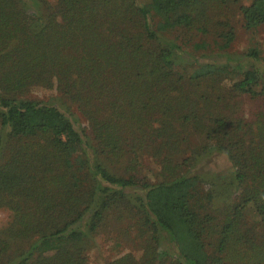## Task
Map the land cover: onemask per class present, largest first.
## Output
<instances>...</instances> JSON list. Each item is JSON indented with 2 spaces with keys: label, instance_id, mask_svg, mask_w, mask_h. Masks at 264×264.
Returning <instances> with one entry per match:
<instances>
[{
  "label": "trees",
  "instance_id": "obj_1",
  "mask_svg": "<svg viewBox=\"0 0 264 264\" xmlns=\"http://www.w3.org/2000/svg\"><path fill=\"white\" fill-rule=\"evenodd\" d=\"M237 2L0 0V208L12 214L0 264H87L93 236L121 205L147 241L137 261L106 264H264V228L248 222L264 224V122L245 139L215 116L202 84L225 76L235 92L264 98L260 51L230 53L236 35L218 18ZM241 13L249 29L264 25V0ZM190 33L210 40L178 41ZM187 130L216 140L207 150L228 156V174H179ZM148 138L161 140L165 180L118 177L100 162L143 152ZM215 182L238 200L224 213L211 209Z\"/></svg>",
  "mask_w": 264,
  "mask_h": 264
},
{
  "label": "rangeland",
  "instance_id": "obj_2",
  "mask_svg": "<svg viewBox=\"0 0 264 264\" xmlns=\"http://www.w3.org/2000/svg\"><path fill=\"white\" fill-rule=\"evenodd\" d=\"M141 3L148 2L149 0H139ZM253 0H238L237 3L230 5L228 8L219 13V17H224V20L228 24L229 28L235 33L236 38L231 44L228 51L232 54H245L253 49L260 51L261 57L264 59V25L249 29L245 25L243 15L241 13L242 6H249ZM34 15V13H30ZM159 19L156 18V21ZM220 30L228 29L224 25H221ZM174 35V34H173ZM169 35L168 37H172ZM179 36V42L191 43L199 42L201 39L210 40L208 37H200L199 35L193 36L192 33L186 34L185 39L182 40ZM176 37V36H175ZM173 37L172 39H175ZM182 73V70L176 69ZM190 75L191 72H183ZM224 80H220V83L214 87H208L205 82L203 84V91H210L211 102L210 105L213 108V113L217 115H224L227 119H230L232 123L238 127V131L246 139V130L248 129V139L252 130H258L264 119L261 118L262 110L264 109V98L256 97L251 98L247 95H242L235 92L232 88V81L230 78L224 76ZM222 86L223 88H220ZM219 90V91H217ZM81 124L88 125L86 120L81 116ZM239 121H243V125H239ZM230 129H235L231 126ZM233 134V133H232ZM214 135V134H213ZM180 138H186V144H183L182 152L176 156V161L182 163V169L179 170V174H201L205 179H208L212 175L228 174L231 170V162L228 156L223 152L207 150V147H215L213 137H210L204 132L196 131H182ZM237 140V139H235ZM258 142V140H253ZM264 143V140H259ZM161 140L146 139L144 140L143 152H139L135 155L129 151H125L123 156L119 159H115L113 156L104 154L101 156L100 162L104 168L115 174L118 177H129L135 175L137 181H143L147 183H157L165 180L169 175L163 171L161 160L166 155L163 153L161 158L155 156V152ZM250 140L248 141V143ZM196 152H193V151ZM91 157L94 158V153L90 152ZM191 157L190 162L185 160ZM230 158V157H229ZM224 177V175H222ZM216 180H212L214 182ZM220 188L221 184H215ZM208 186L204 189L206 191ZM217 194L212 201L211 209L221 210L223 213L227 207L233 206L238 200L234 195L225 194L224 191ZM111 214L109 213L105 218L104 224L95 233L93 239L89 243V248L85 250L84 255L86 257L87 264H106L115 259L122 257L123 255H129L134 261H137L143 254L145 241H147V235L141 230L142 225L139 223V219L136 217L135 212L132 211L131 206L121 205L116 207ZM121 217V218H120ZM219 220L223 219L219 215ZM260 217H252L249 215L248 222L257 227L259 232L264 228ZM12 221V214L6 209L0 208V228L5 230L9 227ZM138 221V223H137Z\"/></svg>",
  "mask_w": 264,
  "mask_h": 264
}]
</instances>
